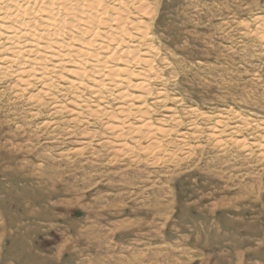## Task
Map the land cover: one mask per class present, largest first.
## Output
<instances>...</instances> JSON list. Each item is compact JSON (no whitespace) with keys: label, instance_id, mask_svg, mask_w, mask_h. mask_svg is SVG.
<instances>
[{"label":"rangeland","instance_id":"1","mask_svg":"<svg viewBox=\"0 0 264 264\" xmlns=\"http://www.w3.org/2000/svg\"><path fill=\"white\" fill-rule=\"evenodd\" d=\"M155 5L156 43L171 63L157 86L168 98L154 119L198 109L214 118L239 111L263 123L264 53L248 30L264 0ZM1 105L0 264H264L259 147L208 141L214 121L198 118L193 137L183 134L185 121L163 140L161 161L141 147L118 154L99 136L75 154L79 145L66 127L41 131L40 120L21 117L20 104L11 117ZM16 118L30 121L29 129ZM258 129L242 133L255 142L264 136Z\"/></svg>","mask_w":264,"mask_h":264},{"label":"bare ground","instance_id":"2","mask_svg":"<svg viewBox=\"0 0 264 264\" xmlns=\"http://www.w3.org/2000/svg\"><path fill=\"white\" fill-rule=\"evenodd\" d=\"M155 2L0 0L1 113L11 117L14 104H20L22 118L40 120L34 125L37 129L66 127L79 145L75 154L84 153L99 136L98 143L118 154L138 153L141 147L150 158L159 159L167 148L163 140L172 136L177 125L188 122L189 129L182 131L189 136L200 118L214 121L205 132L208 141L223 143V148L255 145L264 155V136L249 142L242 133L264 130V122L252 123L239 111L214 118L198 109L180 113L169 108L168 114L161 115L164 119H154L156 106L168 98L158 83L166 82L164 69L171 63L156 43ZM252 22L248 31L260 41L264 53V12L253 15ZM237 118L238 124L230 123ZM168 119L175 122L168 124ZM15 120L17 127L29 129L30 121Z\"/></svg>","mask_w":264,"mask_h":264}]
</instances>
